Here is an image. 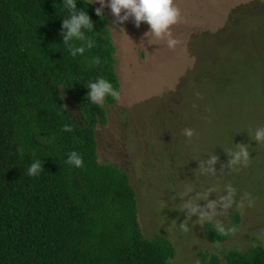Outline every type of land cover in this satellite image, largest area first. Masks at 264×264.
Instances as JSON below:
<instances>
[{"label":"rangeland","instance_id":"rangeland-1","mask_svg":"<svg viewBox=\"0 0 264 264\" xmlns=\"http://www.w3.org/2000/svg\"><path fill=\"white\" fill-rule=\"evenodd\" d=\"M89 1L109 19L120 82L96 128L98 162L129 176L143 235L166 237L173 264L264 248V141L254 139L264 128V0H173L180 15L160 37L144 21H121L108 0ZM63 100L82 124L80 106ZM239 146L248 162L230 165ZM216 223L227 235L220 244L205 232Z\"/></svg>","mask_w":264,"mask_h":264},{"label":"trees","instance_id":"trees-1","mask_svg":"<svg viewBox=\"0 0 264 264\" xmlns=\"http://www.w3.org/2000/svg\"><path fill=\"white\" fill-rule=\"evenodd\" d=\"M74 4L0 0V264H173L166 237L143 235L129 176L98 162L96 128L116 101L91 104L86 85L100 77L119 91L116 48L107 15L89 0ZM76 12L91 28L64 41L62 21ZM77 47L84 51L74 54ZM63 94L80 106L82 124ZM71 151L82 158L78 169L65 163ZM34 160L42 167L30 177ZM205 232L216 244L227 239L211 224ZM200 264H264V248Z\"/></svg>","mask_w":264,"mask_h":264},{"label":"clouds","instance_id":"clouds-1","mask_svg":"<svg viewBox=\"0 0 264 264\" xmlns=\"http://www.w3.org/2000/svg\"><path fill=\"white\" fill-rule=\"evenodd\" d=\"M100 4L103 6L104 0H99ZM66 7L72 9L75 7L74 0H65ZM108 7L110 8L113 15L117 16L121 21L126 20L129 16L134 18L136 26H139L141 21L146 22L149 25V33L153 37H160L162 34H168L170 26L174 25L180 15L179 9L174 4L173 0H108ZM123 11L124 15L121 16L120 13ZM96 15H101V9H95ZM62 28L66 29L63 33L64 41H68L70 38H81L82 28H91V23L88 15L85 12H76L71 14L68 19L62 21ZM148 33V34H149ZM178 43L175 39H168L167 45L169 49H172ZM91 46V42H89ZM84 51L83 47H77L74 50L75 53H82ZM99 63V59L97 60ZM86 87L89 89L87 95L91 104L100 106L104 103L106 97H110L113 101H119V92L111 86L109 82L105 79L97 77L94 81H90ZM64 131H71V127L68 124H64ZM182 134L186 137L191 138L194 135L193 129L185 127L182 129ZM254 139L257 141H264V128H258L255 131ZM231 159L229 161L230 165H235L237 163L248 162L249 154L245 146H239L237 151L230 153ZM215 157L209 163L215 161ZM65 163L74 168H80L82 165V158L77 151H71L65 160ZM41 162L39 160H34L29 164L26 169L28 176H36L41 170ZM232 189L229 188V196L226 198V202L223 207L227 209L232 204ZM248 195L247 193L245 194ZM253 201L249 200L248 206H252ZM211 206V203L210 205ZM192 212H196L197 209L193 207ZM203 216L204 214L201 213ZM183 228L184 226L181 225ZM215 230L219 233H224L225 228L220 224L216 223L214 225Z\"/></svg>","mask_w":264,"mask_h":264}]
</instances>
